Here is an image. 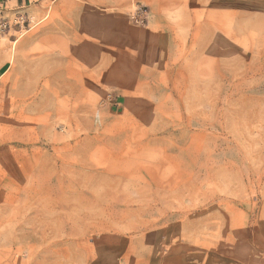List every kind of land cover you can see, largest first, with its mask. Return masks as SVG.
I'll list each match as a JSON object with an SVG mask.
<instances>
[{"label": "rangeland", "instance_id": "1", "mask_svg": "<svg viewBox=\"0 0 264 264\" xmlns=\"http://www.w3.org/2000/svg\"><path fill=\"white\" fill-rule=\"evenodd\" d=\"M258 5L229 16L239 33L215 36L213 81L166 99L173 113L116 116L109 93L78 133L61 113L21 127L0 110V264H264Z\"/></svg>", "mask_w": 264, "mask_h": 264}, {"label": "crops", "instance_id": "2", "mask_svg": "<svg viewBox=\"0 0 264 264\" xmlns=\"http://www.w3.org/2000/svg\"><path fill=\"white\" fill-rule=\"evenodd\" d=\"M8 2L27 4L37 25L22 38L10 34L0 41V110L21 127L44 123L49 115L58 122L61 113L68 130L78 133L87 115H101L109 93L120 101L116 116L173 113L166 99L191 97L196 84L213 81L215 64L206 56L215 50V36L239 33L230 29L229 16L237 27L244 3L264 10V0ZM134 4L148 9L145 25L132 21ZM66 146L78 151L84 140ZM83 158L78 153L67 160L77 164L78 178Z\"/></svg>", "mask_w": 264, "mask_h": 264}, {"label": "built area", "instance_id": "3", "mask_svg": "<svg viewBox=\"0 0 264 264\" xmlns=\"http://www.w3.org/2000/svg\"><path fill=\"white\" fill-rule=\"evenodd\" d=\"M134 11L132 21L137 25H145L149 16L148 9L134 4ZM36 25L37 22L27 4L11 7L8 0H0V41L10 34H14L18 39L22 38Z\"/></svg>", "mask_w": 264, "mask_h": 264}]
</instances>
